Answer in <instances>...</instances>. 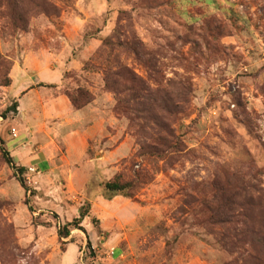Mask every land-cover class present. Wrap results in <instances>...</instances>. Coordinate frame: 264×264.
Segmentation results:
<instances>
[{
  "label": "rangeland",
  "instance_id": "1",
  "mask_svg": "<svg viewBox=\"0 0 264 264\" xmlns=\"http://www.w3.org/2000/svg\"><path fill=\"white\" fill-rule=\"evenodd\" d=\"M23 1L26 22L16 27L0 0V264L243 263L246 253L222 249L189 200L200 186L238 177L264 202V0ZM16 65L32 68V77H16L17 89L56 70L65 71L58 89L45 87L55 95L79 86L96 98L110 95L102 142H91L87 155L92 167L77 164L74 171L92 176L90 195L113 177L137 183L131 200H92L98 222L87 219V234L73 230L63 247L58 229L85 203L66 193L67 181L51 183L57 196L43 195L31 169L22 176L27 191L3 153L23 139L13 138L6 122L16 113L3 118L15 103L4 84ZM120 68L182 105L167 123L180 152L146 154L157 129L104 90L106 71ZM58 150L64 156L63 143ZM14 159L23 164L25 157L16 152Z\"/></svg>",
  "mask_w": 264,
  "mask_h": 264
},
{
  "label": "trees",
  "instance_id": "2",
  "mask_svg": "<svg viewBox=\"0 0 264 264\" xmlns=\"http://www.w3.org/2000/svg\"><path fill=\"white\" fill-rule=\"evenodd\" d=\"M37 1L46 3L44 0H32L34 3ZM23 2V0H7L8 11L13 25L16 27L26 22ZM23 29L26 31L28 28L25 26ZM106 45H111V42L107 41ZM69 74L71 73L65 75ZM12 83V78H8L4 87H10ZM104 83L105 93H113L118 105L136 114L140 119L153 123L157 129L155 145L148 146L146 154L164 157L168 153L181 151V142L175 141L174 133L167 123L177 111H181L183 108L180 103H176V99L170 92L151 89L127 68H120L117 71L107 70ZM40 86L58 89V85L55 84H41ZM64 96L70 100L76 111L84 110L96 100L90 90L81 86L75 90H67ZM181 102L185 103L186 101L182 100ZM18 107V103H14L13 110L9 108L3 118H6L7 113L11 111L17 113ZM3 153L7 164L19 174L22 186L29 191L22 178L28 169L17 166L9 152L3 151ZM97 188L98 193L101 194L91 195V200L100 197L107 201L117 198L131 200L137 183L135 181L123 182L113 177L106 182H101ZM254 188L253 185L247 183L245 178H230L226 183L213 180L206 187L196 188L195 191L199 196L191 197L189 200V206L193 207L192 214L205 218L201 226L208 230V233L216 239L222 249L232 254L246 253L243 263L239 259H235L227 264H264V202L259 193L257 196L253 194L254 191H257ZM31 195L35 197L37 194L33 191ZM79 214L78 218L65 223L58 229L57 235L62 247L66 245L64 240L71 237L73 230L87 234L83 227L87 219L93 223L98 222V219L92 214L91 201L90 205L84 204Z\"/></svg>",
  "mask_w": 264,
  "mask_h": 264
},
{
  "label": "crops",
  "instance_id": "3",
  "mask_svg": "<svg viewBox=\"0 0 264 264\" xmlns=\"http://www.w3.org/2000/svg\"><path fill=\"white\" fill-rule=\"evenodd\" d=\"M30 69L32 68L28 65L24 67L16 65L11 73L12 86L7 88L19 107L17 113L6 122H10L12 132L15 134L13 138H18L19 134L23 135L22 141L9 149V152L13 159L16 152L25 157L23 164L15 163L38 174L41 180V187L38 190L43 195L57 196L51 183L59 180L69 183L66 193H72L74 196L72 199L81 203L92 201L90 197L92 176L85 175L84 178H79L74 168L77 164L84 163L85 168L92 167L93 160H87V155L91 142H102L101 137L109 123L107 110L113 107L111 96L98 95L90 106L76 111L66 96L55 95L53 90L49 92L48 88L38 87L41 84L58 85L62 82L65 71L52 70L42 73L30 87L17 89L16 77L20 75L32 77ZM47 74L49 79L44 78ZM11 138L3 141L9 142ZM60 143H63L66 149L64 156L60 155L59 150L55 151V145ZM114 153L111 152L110 158L105 159L110 161ZM106 163L102 162L104 165ZM42 164L46 166L44 170L39 167ZM76 181L79 183H75ZM99 199H96L97 203L100 202Z\"/></svg>",
  "mask_w": 264,
  "mask_h": 264
},
{
  "label": "built area",
  "instance_id": "4",
  "mask_svg": "<svg viewBox=\"0 0 264 264\" xmlns=\"http://www.w3.org/2000/svg\"><path fill=\"white\" fill-rule=\"evenodd\" d=\"M15 135V134H14Z\"/></svg>",
  "mask_w": 264,
  "mask_h": 264
}]
</instances>
